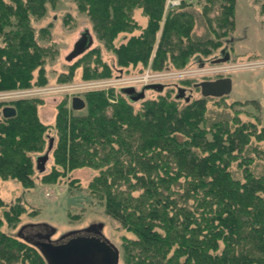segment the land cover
Here are the masks:
<instances>
[{
  "label": "trees",
  "instance_id": "obj_1",
  "mask_svg": "<svg viewBox=\"0 0 264 264\" xmlns=\"http://www.w3.org/2000/svg\"><path fill=\"white\" fill-rule=\"evenodd\" d=\"M48 1L55 3L0 0V91L46 85V65L57 52L42 44L50 28L37 31L33 23L46 16ZM74 2L122 68L146 66L153 55L157 70L185 68L213 55L235 30L236 0L197 2V10L183 0L166 17L167 0ZM201 25L206 34L198 36ZM121 35L129 38L117 46ZM100 54L90 50L59 81L73 80L79 68L84 80L112 76ZM163 93L138 110L124 97L112 104L104 92L87 94L84 113L60 107L55 136L36 101L16 102L15 117L0 119V178L33 187V155L53 140L54 167L44 181L96 172L91 194L134 236L129 264H264V128L219 104L211 109L206 99L181 106ZM3 207L0 200V215ZM2 224L0 216V264H47Z\"/></svg>",
  "mask_w": 264,
  "mask_h": 264
},
{
  "label": "rangeland",
  "instance_id": "obj_2",
  "mask_svg": "<svg viewBox=\"0 0 264 264\" xmlns=\"http://www.w3.org/2000/svg\"><path fill=\"white\" fill-rule=\"evenodd\" d=\"M204 1L197 0L193 9H198L197 2ZM46 6V16L34 21L33 25L37 31L50 28L51 41L46 40L42 44L52 45L57 52L55 58L49 60L46 65L48 81L43 86L0 91V110L12 107L18 101L34 100L40 121L49 126L48 134L55 136L60 107L64 105L73 110L72 101L75 97L85 101L87 94L104 92L113 104L121 97L127 98L120 91L125 85L130 84L140 89L146 83H161L167 87L164 93L171 92L172 97L176 96L177 88H185L186 96L191 97L192 101L206 99L207 106L211 109L219 104L232 113L231 110L238 111L243 122L251 121L257 123L259 129L264 128V0H236L235 30L228 39L233 42L230 46L232 59L226 63H212L220 56L226 40L213 55L204 58L202 62L205 67L202 69L200 63L192 60L185 68L178 69L168 65L157 70L154 68V55L146 66L139 64L128 68L119 67L115 55L98 40L91 22L78 10L74 0H55V3L48 1ZM168 12L165 8V17ZM68 16L72 18L69 24ZM135 19L142 27L145 26L139 13ZM85 30H89L94 39V45L87 52L100 48V59L112 68L113 75L84 80L83 70L79 68L75 71L73 80L61 82L59 77L63 73H69L70 66L84 55L72 62L66 60ZM195 31L198 36H203L206 34V27L197 26ZM134 33L139 35L141 31ZM128 38L129 35H121L115 43L119 46ZM220 78H229L232 82V91L225 97L204 96L201 89L197 88L204 81L213 82ZM158 95L160 94L155 91H147L144 100L155 99ZM142 101L132 103L136 110L140 109ZM185 102L184 99L180 100L181 106H184ZM85 111L86 109H83L81 113ZM45 152L39 155L43 156ZM52 153L44 173L37 170L36 159L39 155H33L35 170L34 185L31 188L24 187L16 180L0 178V200L4 203L0 215L3 220L2 231L19 241H24L20 234L23 235L25 229L46 225L55 230L52 241L56 242L68 234L102 225L104 237L120 252L119 264H129L127 246L134 236L112 219L106 213L104 204L91 194L89 184L96 172L81 169L68 174L66 178L58 179L54 184L46 183L43 177L54 167ZM11 212L8 218L5 217L4 213ZM48 228L43 229L44 233H48ZM38 252L41 254L39 250Z\"/></svg>",
  "mask_w": 264,
  "mask_h": 264
},
{
  "label": "water",
  "instance_id": "obj_3",
  "mask_svg": "<svg viewBox=\"0 0 264 264\" xmlns=\"http://www.w3.org/2000/svg\"><path fill=\"white\" fill-rule=\"evenodd\" d=\"M94 45V39L89 30H85L80 39L75 43L73 51L67 56L66 60L72 62L76 58L85 54ZM225 51H223V54ZM230 61L229 54L227 53L222 59H215L212 61L213 64H221ZM200 66H203L201 60H198ZM222 92L217 93L211 91L209 88H215L221 86ZM204 96H215L222 97L229 95L232 91L231 79L226 78L218 80L216 82H209L202 84ZM163 85H150L145 89L136 93L134 88L122 89L121 93L127 95L128 100L131 103H137L145 99V91H157L163 92ZM184 89H178L176 96L177 100L184 99ZM189 102V98L185 99ZM86 107L85 101L79 97H75L72 101V108L74 111H82ZM16 115V109L14 107H5L0 111V117L5 119L13 118ZM53 149V140L50 141L49 148L43 156H39L36 159L37 170L40 173L45 172V165L49 161L50 153ZM83 234H93L94 237H87ZM55 235L53 228H48V233L41 239L44 241L34 242L20 234V237L27 243L36 247L47 264H119L120 263V252L119 250L107 240L102 233V225L91 226L82 232H75L62 237L60 240L54 242L52 237ZM63 240L67 242L60 243Z\"/></svg>",
  "mask_w": 264,
  "mask_h": 264
},
{
  "label": "flooded vegetation",
  "instance_id": "obj_4",
  "mask_svg": "<svg viewBox=\"0 0 264 264\" xmlns=\"http://www.w3.org/2000/svg\"><path fill=\"white\" fill-rule=\"evenodd\" d=\"M231 44H233V42H230V40H227L226 42H225V46H224V48H222V51H221V54H220V56L217 58V59H222V58H224L225 57V55L228 53L229 54V57H230V60L232 59V55H231V50H230V46H231ZM223 51H225V53L223 54ZM203 63V62H202ZM205 63H203V65H204ZM222 79H226V78H220V79H217L216 81H218V80H222ZM216 81H213V82H216ZM209 82H211V81H204V82H202V83H200L201 85L199 86V87H197L198 89L200 88L201 89V91H202V94H203V88H202V84H204V83H209ZM150 85H163L164 86V90H163V92H165V90H166V85H164V84H150ZM150 85H145V86H142L140 89H137V88H134L135 89V91H136V93H140V92H142L144 89H145V87H147V86H150ZM177 89H184L185 90V93H184V100L186 99V98H189L190 100H191V97H187L186 96V94H187V90L185 89V88H177ZM209 90H210V92L212 91H216L217 93H219V92H222L223 91V88H222V85L221 86H218V87H215V88H209ZM155 92H157V91H155ZM163 92H161V93H163ZM157 93H159V92H157ZM161 93H159V94H161ZM146 94H147V91H145V98H146ZM177 94H178V90H177ZM177 94H176V96H177ZM175 96V97H176ZM225 96H227V95H224V96H222V97H225ZM126 97H127V95H126ZM222 97H219V98H222ZM127 99H128V97H127ZM189 100V101H190ZM186 101V100H185ZM1 111V110H0ZM2 117H0V119H1ZM47 226L46 225H42V226H39V227H29V228H27V229H25L24 230V232H23V236H25L26 238H28L29 240H31V241H36V242H38V241H44L43 239H41L42 237H44L45 235H47V233H44V230L43 229H46L47 230ZM84 236H87V237H94L95 235H93V234H83ZM64 242H67V240H63V241H61L60 243H64Z\"/></svg>",
  "mask_w": 264,
  "mask_h": 264
},
{
  "label": "built area",
  "instance_id": "obj_5",
  "mask_svg": "<svg viewBox=\"0 0 264 264\" xmlns=\"http://www.w3.org/2000/svg\"><path fill=\"white\" fill-rule=\"evenodd\" d=\"M186 1L189 2V3H194L195 0H186ZM182 3H183V0H167L165 8H166L167 11H170V10H173V9H177L178 7H180L182 5ZM204 67H205V64L202 67L200 66L201 69L204 68ZM150 84H161V83H146L145 85H150ZM145 85H143V86H145ZM126 88H136V87H134V86L129 84V85L123 86L120 89V91L122 89H126ZM22 93H25V92H22Z\"/></svg>",
  "mask_w": 264,
  "mask_h": 264
}]
</instances>
